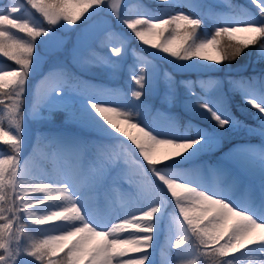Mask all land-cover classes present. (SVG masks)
I'll return each mask as SVG.
<instances>
[{
  "label": "snow or ice",
  "instance_id": "6c2138e0",
  "mask_svg": "<svg viewBox=\"0 0 264 264\" xmlns=\"http://www.w3.org/2000/svg\"><path fill=\"white\" fill-rule=\"evenodd\" d=\"M252 2L259 9L260 16L264 17V0ZM25 4L41 14L50 27L31 23L30 17L25 14ZM190 7L200 12L196 6ZM207 7L210 10L212 5ZM105 8L109 9L106 0H20L0 10V54L19 66L12 71L0 68V112L6 110L8 113L7 121L0 117V141L11 150L10 153L0 152V264H21V260L25 258L30 260V264H36L37 261L39 264H151L150 250L153 249L159 219L163 216L159 203L117 217L118 222L101 224L90 215L87 201L81 193L70 190L78 182L86 183L89 190L103 185L110 162L102 154L89 161L87 166L74 170L71 176L61 178L59 182L63 187L60 189H53L51 183L34 181L27 167H20L25 132L22 105L36 57V38L49 36L57 25H77L89 9H92L91 15L95 10ZM163 11L169 10L165 8ZM112 12L144 44L153 45L163 53L183 61L232 60L248 46L256 45L258 38L264 37V23L257 22L247 12L239 17L246 18L247 22L232 26L225 23L224 26L216 28L211 39L203 40L196 36L197 29L203 23L202 17L193 18L181 12L165 18L152 16L146 11H140L135 16H124L115 4H112ZM61 21L64 23L61 24ZM10 29L24 33L28 39L17 38L11 34ZM166 32L168 36H165ZM221 37H228V42L221 45ZM178 40L180 44H177ZM259 48L264 52V40L259 41ZM110 51L117 57L121 55L118 47H111ZM211 51L216 54H210ZM89 55L95 56V52L90 49ZM112 66L115 68L116 64L113 63ZM130 75L137 86L132 91L134 102L141 101L148 90L150 69L145 65L138 73L133 72ZM71 79L73 77L66 73L63 79L49 80L45 77L47 83L43 92L39 88L36 92L34 107L38 111L33 115L39 117L41 107L54 97H62L65 89L74 91L69 84ZM248 103L264 117V104L255 99H249ZM89 107L110 126L105 129L108 134L123 133L131 139L151 171L175 198L179 213L187 226L175 238L173 247L183 252L191 240L196 252L201 255L209 254L208 249H211L212 254L225 258L230 254L254 251L264 254V212L257 214L252 210L237 208L225 196L203 188L191 178L156 167L157 164L179 158L204 143V135L193 139H161L139 120L131 124L132 128H138L139 135L130 136L109 114L123 116L127 123L134 120L138 113L122 107L104 106L103 101L89 100ZM200 107L211 113L212 119L220 128L233 123L230 118L214 111L208 103H202ZM260 134L264 135V128L260 130ZM60 144L68 152L79 151L82 147L81 144L66 145L61 141ZM253 153L255 154V150ZM258 157L264 160V148L259 150ZM17 188L20 189L19 192ZM30 190L47 193L49 199L52 191H60L63 195L56 199L65 203L51 204L44 209L43 214L37 215L33 205L44 204L45 201L41 197L30 195ZM52 207L61 210L52 211ZM24 216L30 224L23 222ZM53 221L59 222L56 227H45ZM129 229L135 231L129 238H121L120 234ZM32 232H42L45 236L35 239L30 235ZM53 232L60 234L53 235ZM221 240H224L223 244L219 243ZM59 253L64 255L57 258ZM129 253L140 255L129 256ZM126 256L129 258L125 259ZM188 264H195V261H188ZM223 264H235V261L224 259ZM260 264H264V260Z\"/></svg>",
  "mask_w": 264,
  "mask_h": 264
},
{
  "label": "rangeland",
  "instance_id": "374dc122",
  "mask_svg": "<svg viewBox=\"0 0 264 264\" xmlns=\"http://www.w3.org/2000/svg\"><path fill=\"white\" fill-rule=\"evenodd\" d=\"M148 1L157 4L164 2V0ZM17 2L20 0H0V10ZM167 2L186 3L197 7L200 12H197L198 15L196 14L194 18H203L202 25L196 31L199 40L211 39L214 35L207 21L204 22L206 18L203 17L215 20V14L207 7L209 4L212 5V9L218 11L217 18L223 25L227 23L228 26H232L247 22L246 18H239L244 12L249 13L257 22L264 23V17L260 16L259 9L252 0H167ZM106 3L109 4V9H98L91 15L92 9H89L77 25H66L61 21L63 25H57L49 36L36 38L34 49L36 57L22 105L25 132L20 153V166L22 160L26 158L28 148L34 146L41 152L50 150L48 146L44 148L42 144H34V135L37 130L56 129L82 136L80 129L75 131L71 126L91 127L90 123L83 118L90 115L86 105L88 97L85 90L74 83L75 79L105 86L109 91L118 90L120 98L125 103L115 102L114 105L125 110H137L138 115L131 122L137 123L140 120L148 128L154 129L152 112L149 115H145L144 112L155 109L169 114L176 121L189 124V128L183 127V130L188 131V133L186 131V139L195 138L198 135L205 137V142L196 146L202 161L207 160L213 148L220 146L225 150L228 146L247 143L264 148V135L260 134V130L264 128V117L248 103L249 99H255L258 103L264 104V68L252 72L249 71L247 64L226 67L223 62H203L200 59L177 60L153 45L144 44L112 12V4H115L124 16H135L140 11L157 16L146 9L147 0H106ZM25 7L27 9L25 14L30 17L31 23L50 27L35 9H31V6L26 4ZM232 17L237 18L232 19ZM10 32L17 38L28 39L18 30L10 29ZM165 36H168V32ZM260 40H264V37L258 38V43ZM180 43L178 40L177 44ZM111 47L120 48L121 55L117 57L111 53ZM90 49L95 52V56L89 55ZM210 54L215 55L216 52L211 51ZM113 63L116 64L115 68L112 66ZM145 65L150 69L148 90L141 101L134 102L132 91L137 86L131 80L130 74L138 73ZM0 68L12 71L19 66L0 54ZM51 69L55 70L61 79L64 78L65 73L70 74L73 79L69 81V84L75 90L65 89L62 97L50 100L48 104L41 107L39 117H35L33 114L38 110L34 107L36 98L33 92L39 78ZM61 69L64 71L61 72ZM247 71L249 72L246 73ZM232 90L242 95L243 101L231 100L229 91ZM202 103H208L214 111L230 118L233 123L225 128L218 127L211 113L200 107ZM239 115L246 119H241ZM0 117L7 121V111L0 112ZM120 119L124 120L123 116ZM10 151V148L0 145V152L10 153ZM189 153L191 157H195V148ZM253 156L259 159L256 154ZM23 222L30 224L26 216L23 217ZM45 227L56 226L47 224ZM182 233L183 231H178L173 226L168 229H165V226L160 228L153 241L155 250H150L151 262L188 264V261L194 260L195 264H223L224 259H229L234 260L235 264H247L255 252L230 254L225 258L212 254L211 249H208L209 254L201 255L196 252L191 240L181 252L173 247V244L175 238ZM30 235L35 239H42L45 236L42 232H32ZM219 243L223 244L224 240ZM158 254L161 255V260H158ZM63 255L64 253H59L57 258ZM21 264H30V260L25 258L21 260ZM36 264L39 262L37 261Z\"/></svg>",
  "mask_w": 264,
  "mask_h": 264
},
{
  "label": "bare ground",
  "instance_id": "6f19581e",
  "mask_svg": "<svg viewBox=\"0 0 264 264\" xmlns=\"http://www.w3.org/2000/svg\"><path fill=\"white\" fill-rule=\"evenodd\" d=\"M45 77L49 80L61 79L55 70H47L35 86L33 92L35 98L37 89L43 92L46 86ZM74 83L83 88L88 97L86 105L90 115L83 118L90 123L91 127L71 126L75 131L80 129L82 136L56 129L37 130L34 135V144H42L44 148L48 146L50 150L41 152L34 146L28 148L26 158L21 162V169L26 166L34 181L51 183L53 189H60L63 187V184L58 182L61 178L71 176L74 170L87 166L89 161L95 159L98 154H102L103 158L110 162L103 185L95 190H89L86 183L78 182L70 189L78 190L86 199L88 211L95 221L101 224L115 223L118 222L117 217H123L130 212L159 203L163 216L159 219L155 234L164 226L165 229L173 226L178 231H184L187 225L183 222V216L179 213L175 198L151 171V167L136 145L123 133L108 134L105 129L110 126L89 107V100L103 101L104 106L107 107H118L114 105L115 102L125 103L120 98L119 91H109L105 86L94 85L79 79H75ZM131 111L137 112V110ZM150 112L154 120V129L148 128V130L153 131V134H158L161 139H186L187 130H183V127L189 128V124L176 121L169 114L155 109L148 110L144 114L149 115ZM109 115L130 136L139 135L138 128L131 127L134 122L125 123L120 119L121 116L115 113ZM32 118L35 119V117ZM111 131L114 132V130ZM60 141L66 145L81 144L82 147L79 151L68 152L63 149ZM0 145L8 147L3 142ZM223 149L221 146L213 148L206 161L200 160L199 156L191 157L188 152L179 158L161 162L156 167L191 178L203 188L225 196L237 208L252 210L257 214L264 212V160L261 161L253 156V150L258 155L261 148L240 143ZM195 150L199 153L197 147ZM16 190L20 191L19 188ZM29 194L41 197L45 201L44 204L33 205L37 215L43 214L44 209L51 204L65 203L56 199L63 195L60 191H52L51 199L47 193L43 192L30 190ZM51 210L61 209L52 207ZM157 215L159 216L160 213ZM57 223L59 222L53 221L48 224L56 226ZM204 223L207 224V221ZM134 231V229L124 231L120 234L121 238H129ZM262 260H264V254L254 252L247 264H260Z\"/></svg>",
  "mask_w": 264,
  "mask_h": 264
},
{
  "label": "trees",
  "instance_id": "16d2710c",
  "mask_svg": "<svg viewBox=\"0 0 264 264\" xmlns=\"http://www.w3.org/2000/svg\"><path fill=\"white\" fill-rule=\"evenodd\" d=\"M155 6H157V7H155ZM165 8H167L169 11L164 12L163 10ZM146 9L148 11L153 12L157 16H164L165 18H168L170 15H174V14L181 13V12L183 14L190 15L193 18L198 15L197 11L193 10L186 3L172 4L170 2H161V3L157 4V3H152V1L147 0ZM211 11L215 14V20H213V18H207L205 16H203V17L206 18V19H204V22H205V20L207 21L210 30L214 34L217 27H222L224 25L221 22H219V20L217 18L218 11L215 9H212V8H211ZM208 14H210V13H208ZM226 42H228V37H221L220 38L221 45H223ZM232 43H235V41H232ZM258 47H259V43H257L256 45H250L247 48H245L243 50V52L239 56H237L235 59L226 60V61H222V62L224 63V65L226 67H232V66H235L236 64H243V65L247 64L248 68L250 69L249 71L257 72V70H259L260 68H264V53L261 52V50ZM201 61L204 62L205 60H201ZM249 71H247L246 73H248ZM229 93H230V99L231 100L237 101V99H240V101H243V99H244V97L236 91L232 90V91H229ZM239 117H241V119H243V118L246 119V117L242 118L241 115H239ZM153 249L155 250V247H153ZM65 251H66V249H65ZM129 256H137V254L131 253V254H129ZM124 258L127 259L128 256H126ZM157 258H158V260H161L162 257H161V255L158 254ZM151 264H155L154 261L151 262Z\"/></svg>",
  "mask_w": 264,
  "mask_h": 264
},
{
  "label": "clouds",
  "instance_id": "9594fccd",
  "mask_svg": "<svg viewBox=\"0 0 264 264\" xmlns=\"http://www.w3.org/2000/svg\"><path fill=\"white\" fill-rule=\"evenodd\" d=\"M160 143H169L168 141H159Z\"/></svg>",
  "mask_w": 264,
  "mask_h": 264
}]
</instances>
